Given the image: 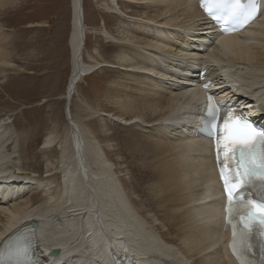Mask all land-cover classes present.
Returning a JSON list of instances; mask_svg holds the SVG:
<instances>
[{
    "label": "bare ground",
    "instance_id": "obj_1",
    "mask_svg": "<svg viewBox=\"0 0 264 264\" xmlns=\"http://www.w3.org/2000/svg\"><path fill=\"white\" fill-rule=\"evenodd\" d=\"M123 3L140 11L126 10L128 23L106 36L116 43L105 50L108 63L102 61L114 74L106 102L113 114L83 104L78 112L69 110L71 126L50 124L37 165L17 162L15 133L0 117V242L16 227L32 224L41 254L58 251L42 256L46 264H110L108 255L123 253L137 264H235L227 253L212 149L196 136L203 103L198 89L209 82L219 103L249 109V117L264 127V0L255 21L226 37L215 32L198 0ZM72 4L68 104L80 79L104 65L84 64L83 0ZM13 5L0 0V22ZM3 27L0 23V85L8 77L19 79L30 65L15 60ZM199 68L203 81L186 78L197 76ZM91 118L99 122L100 140L95 122L85 120ZM107 124L128 129L126 150L110 144ZM33 146L32 140L26 144ZM128 157L139 164V184L132 180Z\"/></svg>",
    "mask_w": 264,
    "mask_h": 264
},
{
    "label": "rangeland",
    "instance_id": "obj_2",
    "mask_svg": "<svg viewBox=\"0 0 264 264\" xmlns=\"http://www.w3.org/2000/svg\"><path fill=\"white\" fill-rule=\"evenodd\" d=\"M112 1L114 3L108 0H83L84 24L88 28L82 58L84 64L88 65L95 61L103 65L102 61H107L105 50L113 49L116 44L113 43L115 40L112 42V38L106 36L114 28H119L118 24L128 23L126 10L137 13L140 11L138 8L129 7L123 0ZM11 2H14L13 7L8 8L1 16L3 34L14 44L10 50L15 60L20 59L21 64L30 65L25 74L17 77L19 79L8 77L2 83L6 90L1 88L2 84L0 85V117L6 119L12 133H15L12 138L14 141L12 151L17 153L14 156H20L16 161L19 163L28 159L31 164L37 165L44 155L40 154L38 149L47 135L50 124L65 130L71 126L69 110L71 114L74 111L78 112L83 104V108L86 107L87 110L114 113L106 106L111 96L108 85L112 83L114 74L109 64L106 65L108 68L104 64L102 68L86 75L78 82L75 97L68 104L67 100H64V95L73 72V49L70 44L73 29L72 0H11ZM111 7H115V10ZM25 58L29 59L28 62H25L27 59L23 60ZM28 72L33 75L29 76ZM30 77H35L34 81H29ZM49 119H52L50 123ZM85 120L95 122V126L99 123L97 118ZM97 128L98 126L94 131L100 140ZM106 129L110 136L108 139L111 140L110 144L123 150L122 145L126 138L130 137L124 131L128 129L114 128L109 124ZM17 135L23 137L17 139ZM30 140L34 143V150L26 148ZM15 141H18L20 146ZM126 145L130 149L131 144ZM128 152L124 151L125 155H128ZM119 156L121 160L124 159L123 155ZM126 162L134 171L133 176L131 175L133 182L139 184L137 181L141 171H138L139 164L136 158L128 157ZM127 175L126 179L130 177V174Z\"/></svg>",
    "mask_w": 264,
    "mask_h": 264
},
{
    "label": "snow or ice",
    "instance_id": "obj_3",
    "mask_svg": "<svg viewBox=\"0 0 264 264\" xmlns=\"http://www.w3.org/2000/svg\"><path fill=\"white\" fill-rule=\"evenodd\" d=\"M201 7L222 26L225 33L238 30L228 26L239 24L242 27L254 18L255 13L254 0H202ZM210 135L216 141L220 178L228 199V222L232 223L235 213L241 225L237 244V226L232 223L233 243L230 248L238 264H249L247 253L252 251L250 238L257 226L261 229L260 235H264V198L244 202L238 197L243 190L257 185L264 190V131L257 132L246 117L237 114L234 109H227L222 116V125L213 123ZM221 155L227 175L221 166Z\"/></svg>",
    "mask_w": 264,
    "mask_h": 264
},
{
    "label": "water",
    "instance_id": "obj_4",
    "mask_svg": "<svg viewBox=\"0 0 264 264\" xmlns=\"http://www.w3.org/2000/svg\"><path fill=\"white\" fill-rule=\"evenodd\" d=\"M80 21H81V23H82V17H80ZM49 255L55 257V256L58 255V251H56V250H55V251L51 250V251L49 252Z\"/></svg>",
    "mask_w": 264,
    "mask_h": 264
}]
</instances>
